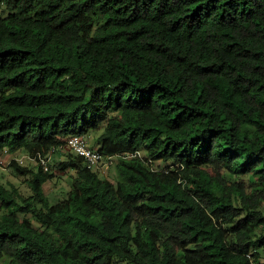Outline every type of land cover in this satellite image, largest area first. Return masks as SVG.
Returning a JSON list of instances; mask_svg holds the SVG:
<instances>
[{
	"label": "trees",
	"instance_id": "1",
	"mask_svg": "<svg viewBox=\"0 0 264 264\" xmlns=\"http://www.w3.org/2000/svg\"><path fill=\"white\" fill-rule=\"evenodd\" d=\"M75 135L115 178L13 159L0 264H264V0H0V157Z\"/></svg>",
	"mask_w": 264,
	"mask_h": 264
},
{
	"label": "rangeland",
	"instance_id": "2",
	"mask_svg": "<svg viewBox=\"0 0 264 264\" xmlns=\"http://www.w3.org/2000/svg\"><path fill=\"white\" fill-rule=\"evenodd\" d=\"M87 139L89 142V146L94 148L95 141L93 140V137H87ZM68 152L69 151L67 150L65 153L55 154L52 158V165L55 164V161L59 162L63 160L64 156ZM22 155L23 153L17 154L15 156H11L5 152L2 154V156L0 157V179L2 181L19 183V179L13 174V170L10 168V164L13 159L20 158ZM26 165L35 167L32 163H27ZM114 165H116V160H114L113 165H110L101 171H97V173L103 178L111 179L114 177V170L116 172V168H114ZM53 173L54 178L46 182V184L44 185V190L46 195L49 197L51 204H56L60 199H63L65 197L68 191L69 183L71 182V172L68 171L63 173L55 170Z\"/></svg>",
	"mask_w": 264,
	"mask_h": 264
},
{
	"label": "built area",
	"instance_id": "3",
	"mask_svg": "<svg viewBox=\"0 0 264 264\" xmlns=\"http://www.w3.org/2000/svg\"><path fill=\"white\" fill-rule=\"evenodd\" d=\"M59 153H65L67 150L71 151L78 156L82 157L89 169L95 171H101L110 165H113L115 157H105L97 149L89 146L88 139L84 136H71L65 141V144L58 148ZM5 153H7L5 151ZM53 151L46 156H41L40 154L35 156H30L23 154L20 158L15 159L20 165H26L27 163H32L34 165L40 166L44 171H48L53 158ZM127 158V156H123ZM252 252L248 255L251 264H257L252 257Z\"/></svg>",
	"mask_w": 264,
	"mask_h": 264
}]
</instances>
